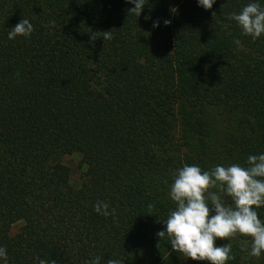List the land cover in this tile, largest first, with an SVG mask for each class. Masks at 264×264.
Here are the masks:
<instances>
[{"label":"trees","instance_id":"trees-1","mask_svg":"<svg viewBox=\"0 0 264 264\" xmlns=\"http://www.w3.org/2000/svg\"><path fill=\"white\" fill-rule=\"evenodd\" d=\"M250 2L264 7L145 0L137 17L126 0H0V247L8 264L96 256L101 264H209L156 234L175 210L178 169L246 166L249 155L264 154V34L253 41L228 19ZM23 18L30 38L9 40ZM108 30L113 38L103 41ZM97 201L114 215L98 214ZM255 210L264 222V205ZM227 243L234 259L226 264H264V251L250 254L251 237L216 241Z\"/></svg>","mask_w":264,"mask_h":264},{"label":"clouds","instance_id":"clouds-1","mask_svg":"<svg viewBox=\"0 0 264 264\" xmlns=\"http://www.w3.org/2000/svg\"><path fill=\"white\" fill-rule=\"evenodd\" d=\"M126 2L134 5L127 10L128 14L140 17L145 0ZM215 3L216 0H198V6L205 10H211ZM212 15L214 17L216 13L213 12ZM228 19L235 21L242 33L250 36L253 41L264 34V7L260 3L250 2L239 14L231 13ZM163 24L169 26L171 20L164 19ZM159 25V20L153 21V28H158ZM47 27H55V21H50ZM33 30V24L23 18L10 29L8 39L18 36L30 38ZM102 38L103 41L111 40L112 30L103 31ZM90 39L97 40L96 32L90 34ZM210 188L226 194L233 204L226 206L217 192H208ZM205 193H208L207 197ZM169 195L176 207L163 222L164 230L156 235L159 241L167 238L173 251L183 253L193 261L226 264L229 259H234L230 255L232 245L227 243L217 246L216 241L228 240L239 233L251 237L250 254L254 257L261 256L264 251V222L255 209L264 205V154L249 155L246 166L217 165L211 171H202L197 165H184L177 170ZM153 208L154 205H148V215H152ZM94 210L105 217L115 213L114 209L109 211V205L104 201H97ZM247 243L248 241H244V244ZM0 260L3 264H8L7 250L4 247H0ZM37 260L38 264H57L54 259L47 261L37 257ZM84 264H101V257L86 260ZM106 264L122 262L110 258Z\"/></svg>","mask_w":264,"mask_h":264}]
</instances>
